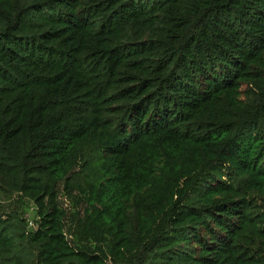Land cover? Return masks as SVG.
Returning a JSON list of instances; mask_svg holds the SVG:
<instances>
[{"label":"trees","instance_id":"1","mask_svg":"<svg viewBox=\"0 0 264 264\" xmlns=\"http://www.w3.org/2000/svg\"><path fill=\"white\" fill-rule=\"evenodd\" d=\"M0 264H264V0H0Z\"/></svg>","mask_w":264,"mask_h":264},{"label":"rangeland","instance_id":"2","mask_svg":"<svg viewBox=\"0 0 264 264\" xmlns=\"http://www.w3.org/2000/svg\"><path fill=\"white\" fill-rule=\"evenodd\" d=\"M261 205V204H260Z\"/></svg>","mask_w":264,"mask_h":264}]
</instances>
